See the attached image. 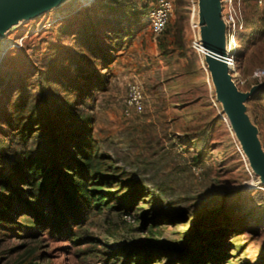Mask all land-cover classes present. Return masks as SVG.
I'll return each mask as SVG.
<instances>
[{
    "label": "rangeland",
    "instance_id": "rangeland-1",
    "mask_svg": "<svg viewBox=\"0 0 264 264\" xmlns=\"http://www.w3.org/2000/svg\"><path fill=\"white\" fill-rule=\"evenodd\" d=\"M171 1L159 36L147 18L156 0H65L2 36L0 197L29 162L55 167L82 139L114 196L88 216L91 249L12 207L0 219V264H264V184L250 185L258 176L194 47L198 0ZM220 1L225 25L232 14L239 27L229 69L264 156V0ZM131 84L142 109L126 114Z\"/></svg>",
    "mask_w": 264,
    "mask_h": 264
},
{
    "label": "trees",
    "instance_id": "trees-1",
    "mask_svg": "<svg viewBox=\"0 0 264 264\" xmlns=\"http://www.w3.org/2000/svg\"><path fill=\"white\" fill-rule=\"evenodd\" d=\"M90 141L76 142L74 152L59 156L55 167L29 162L18 184L5 183L0 219H7V211L19 207L28 213L32 226L49 237L94 247L98 240L85 230L88 216L107 208L114 194L109 190L113 177ZM110 255L119 259L115 251Z\"/></svg>",
    "mask_w": 264,
    "mask_h": 264
},
{
    "label": "water",
    "instance_id": "water-1",
    "mask_svg": "<svg viewBox=\"0 0 264 264\" xmlns=\"http://www.w3.org/2000/svg\"><path fill=\"white\" fill-rule=\"evenodd\" d=\"M64 1L0 0V40L10 27L22 22L23 19L39 17ZM218 7V0H198L200 34L204 40L201 48L206 52L204 61L211 74L217 100L223 105L235 134L238 133L252 165L258 172L257 175L264 180V156L255 138L254 128L244 114V103L248 95L238 91L225 64V58L228 56L226 43L223 45L221 43L225 29L222 28L223 24L220 20L221 8Z\"/></svg>",
    "mask_w": 264,
    "mask_h": 264
},
{
    "label": "built area",
    "instance_id": "built-area-1",
    "mask_svg": "<svg viewBox=\"0 0 264 264\" xmlns=\"http://www.w3.org/2000/svg\"><path fill=\"white\" fill-rule=\"evenodd\" d=\"M227 3L232 7V1L227 0ZM173 12V3L171 0H156V4L148 10L147 18L149 26L154 36H159L165 29ZM226 22V52L233 53L234 57H230L229 62H235V34L237 31V24L234 21L233 15L230 14L228 19L224 18ZM198 43L194 41V47L198 48ZM255 76L264 77L263 70H256ZM142 109V93L137 84H131L128 87L127 99L125 102V113L129 112L139 113ZM129 220V217H124Z\"/></svg>",
    "mask_w": 264,
    "mask_h": 264
},
{
    "label": "bare ground",
    "instance_id": "bare-ground-1",
    "mask_svg": "<svg viewBox=\"0 0 264 264\" xmlns=\"http://www.w3.org/2000/svg\"><path fill=\"white\" fill-rule=\"evenodd\" d=\"M92 1H93V0H81V3H82V6H83V7H88V6L91 5ZM218 6H219L218 8H221V1H220V0H218ZM197 15H198V14H197ZM24 20H26V19H23L22 21H24ZM220 20H221V23L223 24V27H222V28L225 29V36L223 35L222 40H221V43H222V45H223L224 43H226V29H227V26H226L225 23H224V20H223V17H222L221 11H220ZM198 29H199V33H200L199 20H198ZM199 43H200L201 46H203V44H204L203 36H202L201 34H199ZM7 48H8V43H7L6 41L0 42V58L3 56V54H4V52L6 51ZM201 51H202V53H203V58H205V56H206V52H205L202 48H201ZM227 55H228V56L225 58V64H226V67H227V69H228V72L230 73L229 63H228V62H229L230 57H233V56H232L233 54L230 53V54H227ZM230 76H231V73H230ZM231 78H232V76H231ZM232 81L234 82L233 79H232ZM234 83H235V82H234ZM231 124H232V123H230V127H231ZM233 128L235 129L234 126H233ZM232 131H233V130H232ZM235 131H236V129H235ZM236 132H237V131H236ZM236 136H237V138H238V140H239V143H240V145H241L243 151H245L244 146H243V144H242V141H241V139H240L238 133H236ZM245 153H246V151H245ZM246 155H247V158H248V160H249V163H250V166H251L252 170H253L256 174H258V172L255 170L254 166L252 165V161H251L249 155H248L247 153H246ZM257 176H258V175H257ZM259 183L264 184V180H263L262 177H260V176H258V179H257V180H253V181H251V182H250V185H251L252 187H255V186L258 185Z\"/></svg>",
    "mask_w": 264,
    "mask_h": 264
}]
</instances>
